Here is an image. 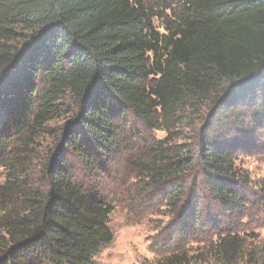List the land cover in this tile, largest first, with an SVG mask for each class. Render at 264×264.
Listing matches in <instances>:
<instances>
[{"label": "trees", "instance_id": "1", "mask_svg": "<svg viewBox=\"0 0 264 264\" xmlns=\"http://www.w3.org/2000/svg\"><path fill=\"white\" fill-rule=\"evenodd\" d=\"M163 2L0 0V264H96L114 237L96 177L141 127L166 132L134 165L179 217L171 238L211 233L240 254L237 221L264 209V180L235 160L264 151V0Z\"/></svg>", "mask_w": 264, "mask_h": 264}, {"label": "rangeland", "instance_id": "2", "mask_svg": "<svg viewBox=\"0 0 264 264\" xmlns=\"http://www.w3.org/2000/svg\"><path fill=\"white\" fill-rule=\"evenodd\" d=\"M162 9L163 0H144ZM160 26V21L155 20ZM67 115L48 124V133L36 143L37 158L28 169V178L37 180L42 174L47 155L58 141ZM195 125H180L174 132L180 134L171 142H189ZM141 136L132 138L127 147L116 153L113 161L96 177L101 192L112 205L109 226L113 241L96 256V264H264V209L249 210L237 221L235 235L244 242L241 252L233 258H225L215 250V234L198 233L181 235L178 233L179 217L171 211L162 191L143 190L146 181L137 177L135 162L146 163L150 157L143 154L145 148L154 141L164 139L166 132L157 128H142ZM236 163L246 170L254 181L264 180V151L238 154ZM7 170L0 168V185L5 182ZM0 238L6 234L0 228ZM252 254V259H249Z\"/></svg>", "mask_w": 264, "mask_h": 264}]
</instances>
